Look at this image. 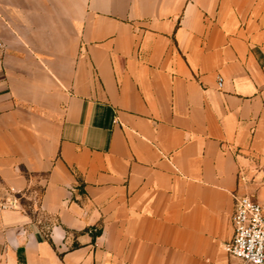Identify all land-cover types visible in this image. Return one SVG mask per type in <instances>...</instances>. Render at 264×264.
Here are the masks:
<instances>
[{
    "label": "crops",
    "instance_id": "0c3cea01",
    "mask_svg": "<svg viewBox=\"0 0 264 264\" xmlns=\"http://www.w3.org/2000/svg\"><path fill=\"white\" fill-rule=\"evenodd\" d=\"M262 158L264 0H0V264H238Z\"/></svg>",
    "mask_w": 264,
    "mask_h": 264
},
{
    "label": "built area",
    "instance_id": "2783aa9c",
    "mask_svg": "<svg viewBox=\"0 0 264 264\" xmlns=\"http://www.w3.org/2000/svg\"><path fill=\"white\" fill-rule=\"evenodd\" d=\"M218 85H223L222 78ZM18 199L2 203V209L18 207ZM232 238L224 250L231 257L245 264H264V204L248 196L235 198V211L231 217Z\"/></svg>",
    "mask_w": 264,
    "mask_h": 264
},
{
    "label": "rangeland",
    "instance_id": "374dc122",
    "mask_svg": "<svg viewBox=\"0 0 264 264\" xmlns=\"http://www.w3.org/2000/svg\"><path fill=\"white\" fill-rule=\"evenodd\" d=\"M244 188L246 196L254 201L264 204V158L255 162L250 170L249 178L246 179ZM238 264H245L237 261Z\"/></svg>",
    "mask_w": 264,
    "mask_h": 264
}]
</instances>
